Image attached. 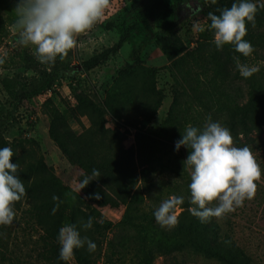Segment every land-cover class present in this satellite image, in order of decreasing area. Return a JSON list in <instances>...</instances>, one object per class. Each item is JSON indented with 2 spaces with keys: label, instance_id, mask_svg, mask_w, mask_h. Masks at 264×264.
<instances>
[{
  "label": "rangeland",
  "instance_id": "1",
  "mask_svg": "<svg viewBox=\"0 0 264 264\" xmlns=\"http://www.w3.org/2000/svg\"><path fill=\"white\" fill-rule=\"evenodd\" d=\"M235 0H109V7L104 17L87 32L79 34L77 45L63 58L57 57L54 63H40L32 47L19 43L15 28L17 17H0V134L13 150L18 163V175L23 182V168L30 162L42 157L44 163L51 167L64 185L78 194L80 186L78 177L81 171L72 166L48 136V119L42 113V105L34 97L17 103L16 95L31 90L43 78L44 73L64 71L66 77L57 81L51 100L58 107L69 127L79 135L90 127L86 112L73 115L71 109L76 107L78 96L88 103L103 107L107 93L113 87L131 92L133 99L142 104L155 99L158 94L142 91L149 82L148 71L154 69L155 89L162 97L161 106L152 121L140 132L159 134L161 143L156 158L147 162L135 157L138 180L133 190L142 198L140 213L147 215L152 224L167 235L176 230L161 227L154 218V209L159 203L171 196H183L184 203L189 204L190 171L183 162L188 156V149H175V142L187 125L202 127L209 116L233 131L229 125L227 107L232 104L244 105L248 97V87L236 70L235 64L224 62L221 55L208 63L204 72L192 69L180 87L175 83L167 60L163 56L156 36L161 30L154 21L155 13L164 5H174L179 21L176 28L178 36L187 50L196 46L201 28L207 29L210 20L202 10L210 5L220 9L230 8ZM264 3V0H260ZM256 30H264V21H255ZM124 31H130L129 40L121 50L100 66L83 73L81 64L106 48L112 47ZM244 63L258 64L264 72V48H256ZM127 65L134 67V75H123ZM69 74V75H68ZM186 91V92H185ZM36 97V96H35ZM175 97L178 103L174 104ZM199 99L204 100L203 106ZM173 122L168 123L169 111ZM106 127L116 130L125 139L123 146L135 151V133L137 129L124 127L123 120L115 121L106 115ZM140 121V113L130 117ZM165 125L167 133L161 128ZM237 138L233 136L236 147H249L262 170L261 178L256 181L257 189L251 200H245L243 206L225 214L223 217L210 219L205 225L214 229L217 243L236 245L249 258V264H264V125L260 132L244 137L242 130ZM180 133V134H179ZM215 204V202H213ZM193 207V205L191 206ZM22 203L16 210L14 222L5 225L0 232V264H48L43 257L45 245L42 230L34 217ZM184 209L178 208V216ZM102 218L110 221L112 227L107 231L94 233L97 245V264H224L221 261L196 252L191 248H157L142 246L136 231L122 223L125 208L100 209ZM179 222V220H178ZM82 236L88 239L92 230H82ZM75 264L74 259L69 261Z\"/></svg>",
  "mask_w": 264,
  "mask_h": 264
},
{
  "label": "trees",
  "instance_id": "2",
  "mask_svg": "<svg viewBox=\"0 0 264 264\" xmlns=\"http://www.w3.org/2000/svg\"><path fill=\"white\" fill-rule=\"evenodd\" d=\"M18 2L19 0H0V17H15L14 9ZM221 10L216 5H210L202 12L208 18L210 12L219 15ZM155 16L154 21L159 24L157 30H161L156 36V42L167 60V68L172 78L180 87H184L183 84L187 83L192 69H201L204 72L207 64L216 60L219 55L229 65L235 64L234 56L239 55L241 62L247 58L236 53L232 45H225L222 50H217L213 42V32L208 28L199 32L196 46L193 50L188 51L176 32L179 21L174 5H164L160 11L155 13ZM255 21H264V8L259 5ZM247 28L245 39L251 42L254 49L264 48V30H256L251 24L247 25ZM129 38L130 31L122 32L112 47L106 48L82 62V72L86 73L115 56ZM134 71L133 66L127 65L122 74L133 76ZM148 72L149 82L143 86L142 91L158 94V96L152 101L142 104V107H138L133 99L131 89L124 92L120 87H113L107 93L103 107L88 103L87 100L78 96V103L71 109V112L73 115L86 112L90 120V127L79 135L69 127L51 98L44 101L41 108L42 113L48 119V136L66 160L81 171L78 183L85 176L91 177L93 169L99 170L100 175L91 177L93 181L80 191L81 194H78L64 185L54 170L44 163L42 157H39L28 163L22 170L25 179L31 177L32 180L24 182L26 195L15 203V210H20L22 203L27 205L28 212L34 217L36 224L43 232L42 239L45 245L43 257L48 264H65L64 261L58 259L60 246L57 241L59 229L63 225L76 224L80 228L82 222L93 217L90 240L94 242L93 234L95 232L109 230L112 223L103 219L100 212V209L105 207L125 208L122 223L136 231L138 241L144 247L154 245L157 248L165 249L191 248L224 264H249V258L236 245L214 241V229L208 228L206 223H201L198 218L190 214L188 211L192 206L190 203L180 206L184 210L178 216V226L171 235L163 233L152 224L147 215L140 213L139 205L142 198L137 191L133 190L138 180L135 157L141 160L145 159L147 162L153 161L161 143L158 133L151 135L140 132L152 121L162 102V97L156 91L153 81L155 70L150 69ZM66 76L67 73L64 71L44 73L37 85L29 91L16 95L15 99L17 103H21L26 99L41 95ZM241 78L245 80L248 87L247 101L244 105L232 104L227 107L229 125L236 138L240 134L234 132L236 129L242 130L241 134L248 137L253 133L260 132L264 125V72L260 71L250 78ZM177 103L178 97H175L174 104ZM199 103L206 106L202 99H199ZM173 112L174 107L169 111L167 120L169 124L173 122ZM138 113L141 114L142 119L137 122L132 121L130 117ZM106 115L115 121L123 120L124 127L137 129L134 136L135 151L133 148L126 149L123 146L125 138L116 130L106 127ZM161 130L163 133L168 132L165 125ZM3 147L9 146L0 134V148ZM16 159L17 157L14 155L11 162ZM96 193L100 194V200L89 199ZM53 196L58 197L59 200L53 201ZM56 203H59V208L53 214L52 209ZM3 228L4 226H0V232ZM95 251L88 252L86 245L84 248L75 250V264H97ZM67 264L70 263L67 262Z\"/></svg>",
  "mask_w": 264,
  "mask_h": 264
},
{
  "label": "clouds",
  "instance_id": "3",
  "mask_svg": "<svg viewBox=\"0 0 264 264\" xmlns=\"http://www.w3.org/2000/svg\"><path fill=\"white\" fill-rule=\"evenodd\" d=\"M258 5L264 8L260 0H235L219 15L208 14L210 24L206 27L213 32L217 50L232 45L234 51L243 57L254 53L253 45L245 37L247 25L255 24ZM108 7L109 0H19L14 9L19 43L32 47L40 63H54L57 57L63 58L77 45L79 34L87 32L103 19ZM233 60L243 78H250L261 71L259 63L241 62L239 55ZM181 147L188 149L183 162L184 168L186 166L190 171L189 203L193 207L188 211L201 223L210 222L213 217H223L254 197L256 181L261 178L262 170L249 147L234 146L230 129L222 123L209 116L202 127L187 125L181 138L175 142L176 151ZM14 155L10 147L0 148V226L14 222V205L26 195L24 182L18 175L19 165L11 162ZM99 175V170H92L91 177ZM91 177L85 176L79 182L80 191L93 181ZM52 199L59 200L56 196ZM89 199L100 200L101 196L96 193ZM183 204V196L162 200L154 209L155 221L161 227H175L178 224L177 209ZM58 208L59 203H56L53 214ZM93 220L89 217L80 228L76 224H65L59 229V260L67 264L74 259L75 250L85 245L88 252L95 251L96 243L81 235V230L93 227Z\"/></svg>",
  "mask_w": 264,
  "mask_h": 264
},
{
  "label": "built area",
  "instance_id": "4",
  "mask_svg": "<svg viewBox=\"0 0 264 264\" xmlns=\"http://www.w3.org/2000/svg\"><path fill=\"white\" fill-rule=\"evenodd\" d=\"M56 83L52 85V87L47 90L45 93L38 95L36 97H34L37 101H40V105H42L44 103V101H46L47 99L52 98V93L55 91L56 88Z\"/></svg>",
  "mask_w": 264,
  "mask_h": 264
}]
</instances>
